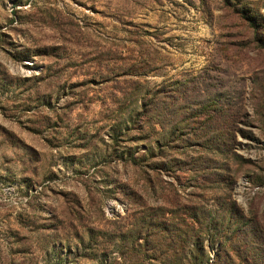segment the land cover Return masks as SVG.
<instances>
[{
	"label": "rangeland",
	"instance_id": "rangeland-1",
	"mask_svg": "<svg viewBox=\"0 0 264 264\" xmlns=\"http://www.w3.org/2000/svg\"><path fill=\"white\" fill-rule=\"evenodd\" d=\"M137 81L225 106V150L164 146L171 170L119 156L146 143L109 136ZM228 200L264 235V0H0V264H175L150 244L135 262V217L199 205L220 230Z\"/></svg>",
	"mask_w": 264,
	"mask_h": 264
},
{
	"label": "trees",
	"instance_id": "trees-1",
	"mask_svg": "<svg viewBox=\"0 0 264 264\" xmlns=\"http://www.w3.org/2000/svg\"><path fill=\"white\" fill-rule=\"evenodd\" d=\"M141 87H144L143 84L137 81L122 91L124 99L135 104V108L122 123L110 128L109 136L117 142L135 127L139 128V133L134 142L143 139L146 143L139 156L141 158L132 155L130 145L122 146L119 156L125 154L132 163L148 164L153 169L171 170L175 163L166 158L164 146L187 145V142L196 141L206 149L225 150L226 136L230 133L229 127L225 128L226 122H229L225 106H215L211 104L212 100L186 104L179 97L181 84L177 82L145 87L143 90ZM188 106L190 109H187ZM154 156L156 160L147 161ZM211 162L207 158L201 161L200 180L205 181L204 186L216 180L212 167L217 165ZM227 202H222V206L226 204L227 221L220 230L209 208L199 205L186 204L176 210V207L167 209L158 205L142 211L135 217V232L130 234L132 241L137 238L143 240L132 247L135 262L143 261L150 244L149 248L154 252L151 254H155L153 257L166 258L170 255L167 259L175 264H231L235 262L234 258L236 264H260L258 248L264 246V235L254 228L245 227L242 208L233 200ZM169 212L171 214L168 215ZM215 241L217 245L208 262V251Z\"/></svg>",
	"mask_w": 264,
	"mask_h": 264
}]
</instances>
